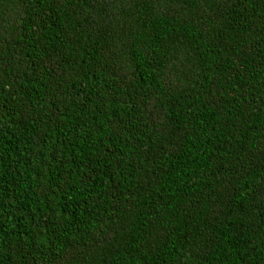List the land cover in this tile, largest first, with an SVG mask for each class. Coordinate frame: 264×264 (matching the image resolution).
Returning a JSON list of instances; mask_svg holds the SVG:
<instances>
[{"label":"trees","instance_id":"1","mask_svg":"<svg viewBox=\"0 0 264 264\" xmlns=\"http://www.w3.org/2000/svg\"><path fill=\"white\" fill-rule=\"evenodd\" d=\"M0 264H264V0H0Z\"/></svg>","mask_w":264,"mask_h":264}]
</instances>
